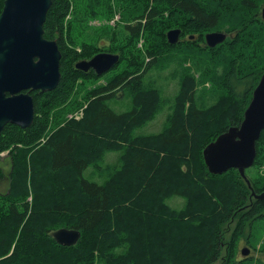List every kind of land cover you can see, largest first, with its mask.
Instances as JSON below:
<instances>
[{
	"label": "trees",
	"instance_id": "trees-1",
	"mask_svg": "<svg viewBox=\"0 0 264 264\" xmlns=\"http://www.w3.org/2000/svg\"><path fill=\"white\" fill-rule=\"evenodd\" d=\"M5 1L0 0V16ZM262 6V0H53L44 31L61 51V82L54 91L34 92L30 128L8 124L0 134L1 153L9 151L10 160L9 173L0 168V179L8 176L11 183L0 193V264H251V257L235 259L237 243L242 237L250 242L264 221V202L252 194L264 192V176L249 178L247 170L250 188L237 170L212 175L204 149L241 125L264 74ZM119 12L128 22L123 31L107 30L94 40L105 32L94 29L82 42L73 39L85 35L90 19L110 20ZM176 29L181 39L171 45L167 34ZM217 31L230 37L209 48L206 35ZM141 35L144 49L138 47ZM222 52L225 62H217ZM102 53L120 56L105 75L76 68ZM174 56L199 64L201 79L185 69L163 130L134 137L123 128L140 124L141 117L153 121L170 103L146 85V74L165 68ZM104 77L108 83L91 90L84 122L41 143L53 98H66L80 79ZM202 83L211 85L214 104H204L206 87L203 97L197 96ZM122 95L132 109L118 114L108 101ZM100 127L113 128L115 137L130 142L127 162L105 164L104 154L112 148L103 147L109 136L101 140ZM85 145L92 147L84 153ZM90 152H98L96 159L86 158ZM261 165L264 132L254 167ZM92 166L108 178L103 184L84 174ZM28 186L34 192L32 206ZM164 195L183 197V209L163 202ZM60 229L79 231V242L59 245L53 234Z\"/></svg>",
	"mask_w": 264,
	"mask_h": 264
},
{
	"label": "water",
	"instance_id": "water-1",
	"mask_svg": "<svg viewBox=\"0 0 264 264\" xmlns=\"http://www.w3.org/2000/svg\"><path fill=\"white\" fill-rule=\"evenodd\" d=\"M53 0H6L0 16V134L8 124L23 130L30 128L35 119L33 91L51 92L61 82V51L56 41L45 39L44 25ZM264 20V8L262 10ZM180 29L168 32V42H180ZM193 39V37H191ZM227 40L224 32L206 35L209 48H216ZM120 62V56L98 54L89 61L76 65L79 71H94L102 76ZM264 131V74L254 90L240 126L230 128L204 149V160L212 175H223L238 170L249 187L246 171L252 168L257 157V143ZM2 153L0 150V160ZM264 201V192L257 195ZM59 245L75 246L81 233L60 229L53 234ZM242 255L250 256L249 249Z\"/></svg>",
	"mask_w": 264,
	"mask_h": 264
},
{
	"label": "rangeland",
	"instance_id": "rangeland-1",
	"mask_svg": "<svg viewBox=\"0 0 264 264\" xmlns=\"http://www.w3.org/2000/svg\"><path fill=\"white\" fill-rule=\"evenodd\" d=\"M262 4L264 6V0H262ZM262 6V7H263ZM4 9V8H3ZM263 10V8H262ZM220 13V12H219ZM223 11L220 13V16L222 15ZM237 14L234 15L236 17ZM70 15L67 16L66 21L72 19ZM261 17H262V11H261ZM264 21V20H263ZM236 22V21H235ZM128 22L126 21L125 17H122V14L119 12L117 13L112 19L107 20V17H98L90 19L89 22V29L85 32L84 36H76L72 35L75 42H82L87 37L88 34H90L92 31H101L104 30V33H98L96 36L93 34L94 40H98L99 38H104L107 35L108 31H123L124 27L126 26ZM218 32V31H217ZM209 34V33H208ZM230 36H228L229 38ZM185 39V38H182ZM90 40V39H89ZM91 41V40H90ZM145 41L144 35H141V40L138 44L139 48H145L143 42ZM104 45V44H101ZM78 47V46H76ZM80 51V50H79ZM171 58V57H169ZM168 58V59H169ZM86 61V60H85ZM82 62V61H81ZM217 62H225L224 53L222 52L220 56L217 58ZM170 64L166 65L165 68H161V70H150L146 74V80L147 86H153L160 90L162 99L170 102V103H164V106L161 110V112L156 116V118L153 121L146 122V120L141 119L140 124L133 122L131 124V127H124V130L131 129V135L136 136H146L150 135L151 133H159L163 130L167 116L170 113V108L172 104L174 103V99L179 93L180 90V81L181 76L183 74V71L185 69H189L190 73L195 76V79L200 80L202 72L198 69L199 65L196 64L194 61H187L183 62L181 61L180 57H175L174 59L169 61ZM201 66L205 69L210 68L208 65H204L200 63ZM94 72V71H93ZM221 74V68L218 69L217 75ZM105 75V74H104ZM103 76V75H102ZM101 77V76H100ZM101 81H95V80H78L76 83V87L74 88L73 92H69L68 96L66 98L61 97H55L53 98L52 102H50L49 105V112L51 114L50 118V126L47 129L46 135L40 140L41 143H45L55 132L60 131L61 129L69 128V126L73 123L79 124L84 122V120L87 118V111L89 110L90 103L92 102L90 98V93L92 89H95L97 87H102L105 84L108 83L109 78L104 77L100 79ZM98 82V83H97ZM201 84V83H200ZM205 85V86H203ZM206 87L204 90L205 96V102L206 105L214 104L217 99L213 98V94L210 92L208 88L211 87L209 83L199 85L197 88V96L203 97V88ZM46 93V92H45ZM218 98V96H217ZM109 106H111L118 114L125 113L127 111H130L132 109L130 100H128L124 95H122L120 98H113L108 101ZM146 122V123H145ZM113 128L107 129L100 127L98 129V132L101 133L100 139L101 140H107L105 136H109V140L105 142L103 147L109 146L112 149L109 150L104 154L105 158V164H115L120 165L127 162V156L124 158L126 151L128 153V147L131 145L130 142H128L124 137L117 138L114 136ZM144 132V133H143ZM108 133V134H107ZM119 141L116 144H120L115 146L114 142ZM92 146L95 147V145L92 144ZM92 146L85 145L83 147L84 153L88 151ZM9 151L2 153V157L0 160V168L4 169L6 174L9 173L10 170V163L8 158ZM98 152H90L86 155V158H89L90 160H93ZM96 159V158H95ZM151 159V158H150ZM95 161V160H94ZM97 169H105V166L97 168ZM251 172L248 176L249 178H255L259 180L260 178H263L264 176V167L261 165L259 167H252L250 168ZM238 171V170H237ZM239 172V171H238ZM228 173V172H227ZM87 177L93 178L96 181H99L100 183H104L108 178L103 173H100L95 170V168L92 166L90 171H86L84 173ZM230 174L235 175L234 172H231ZM240 175V174H239ZM241 176V175H240ZM242 178V177H241ZM243 179V178H242ZM246 181L245 179H243ZM264 181V180H263ZM247 183V182H246ZM11 186V183H8V176L4 178L3 180L0 179V193L6 192L9 187ZM29 191H31V187L28 186ZM34 192L31 191L29 197L27 198L28 202L31 204L34 203ZM163 202H166L169 204L173 209L182 210L184 207L185 199L183 197H177L174 196H163L162 199ZM244 209V208H243ZM264 209L263 207L260 208V212H262ZM234 220V219H233ZM248 224L250 225V219ZM234 225L230 227L232 229ZM251 244V245H250ZM238 252L236 256L237 261H241L244 258L251 257L252 261L251 264H264V221H261L258 224V233L254 230L253 237L251 238L250 242L243 237L239 239L238 243ZM243 249H249L250 250V256L245 257L242 255ZM226 252V250H225ZM222 262L219 261L217 264H221ZM96 264H104L101 262V260H98Z\"/></svg>",
	"mask_w": 264,
	"mask_h": 264
},
{
	"label": "bare ground",
	"instance_id": "bare-ground-1",
	"mask_svg": "<svg viewBox=\"0 0 264 264\" xmlns=\"http://www.w3.org/2000/svg\"><path fill=\"white\" fill-rule=\"evenodd\" d=\"M226 34V33H225ZM227 35V34H226ZM227 39H228V35H227ZM226 42V41H225ZM224 42V43H225ZM221 45V44H220ZM219 46V45H218ZM232 128H234V127H232ZM264 132V131H263ZM144 133V132H143ZM143 137H144V135H143ZM148 137V136H147ZM257 158V157H256ZM249 170V169H248ZM254 192V191H253ZM253 192H252V194H253ZM263 193V192H262ZM262 193H260V194H262ZM257 194V193H256ZM257 195H259V194H257ZM253 198H255V197H253ZM261 202H264V201H261ZM250 251V250H249Z\"/></svg>",
	"mask_w": 264,
	"mask_h": 264
},
{
	"label": "flooded vegetation",
	"instance_id": "flooded-vegetation-1",
	"mask_svg": "<svg viewBox=\"0 0 264 264\" xmlns=\"http://www.w3.org/2000/svg\"><path fill=\"white\" fill-rule=\"evenodd\" d=\"M34 92H37V91H33L30 93L32 97H33V95H35ZM38 93H43V92L39 91ZM33 99H34V97H33ZM34 103H35V100H34Z\"/></svg>",
	"mask_w": 264,
	"mask_h": 264
}]
</instances>
